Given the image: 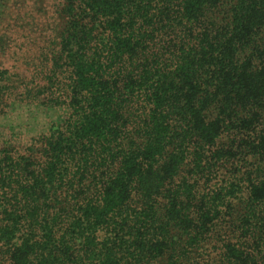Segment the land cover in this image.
Masks as SVG:
<instances>
[{
	"label": "trees",
	"instance_id": "trees-1",
	"mask_svg": "<svg viewBox=\"0 0 264 264\" xmlns=\"http://www.w3.org/2000/svg\"><path fill=\"white\" fill-rule=\"evenodd\" d=\"M56 15L27 102L56 118L0 144V264H264V0Z\"/></svg>",
	"mask_w": 264,
	"mask_h": 264
},
{
	"label": "rangeland",
	"instance_id": "rangeland-1",
	"mask_svg": "<svg viewBox=\"0 0 264 264\" xmlns=\"http://www.w3.org/2000/svg\"><path fill=\"white\" fill-rule=\"evenodd\" d=\"M61 0H0V84L10 94L0 108V144L36 143L56 118L27 102L31 92L44 85L49 58L57 51V15ZM6 79V80H4ZM12 98L18 101L11 102ZM15 103V104H14ZM12 105H14L12 107ZM34 140V141H33Z\"/></svg>",
	"mask_w": 264,
	"mask_h": 264
}]
</instances>
